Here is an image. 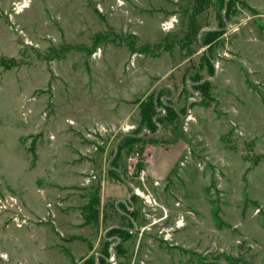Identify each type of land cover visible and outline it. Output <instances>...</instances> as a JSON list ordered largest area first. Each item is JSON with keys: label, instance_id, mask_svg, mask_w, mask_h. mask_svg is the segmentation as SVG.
<instances>
[{"label": "rangeland", "instance_id": "1", "mask_svg": "<svg viewBox=\"0 0 264 264\" xmlns=\"http://www.w3.org/2000/svg\"><path fill=\"white\" fill-rule=\"evenodd\" d=\"M0 264H264V0H0Z\"/></svg>", "mask_w": 264, "mask_h": 264}, {"label": "trees", "instance_id": "2", "mask_svg": "<svg viewBox=\"0 0 264 264\" xmlns=\"http://www.w3.org/2000/svg\"><path fill=\"white\" fill-rule=\"evenodd\" d=\"M209 83H204L201 84L200 87L197 89L198 92L200 93L201 97L204 99L209 98ZM167 98L164 101H160V98L158 99V106L155 104L149 105V106H143V115L145 117V121H147L148 126H152L156 128V122H153V118L157 117L159 122H163L164 120H171L172 118L177 117L178 112L175 110V108L168 103L170 99L168 97H163ZM166 110V113L163 115V113L158 112L159 110ZM131 140V139H130ZM129 144V139L125 140V145L127 146Z\"/></svg>", "mask_w": 264, "mask_h": 264}]
</instances>
